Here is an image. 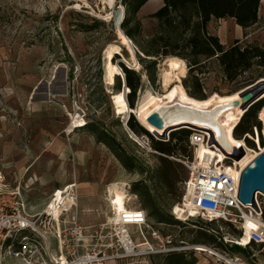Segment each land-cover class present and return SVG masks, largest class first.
Here are the masks:
<instances>
[{
    "label": "rangeland",
    "instance_id": "obj_1",
    "mask_svg": "<svg viewBox=\"0 0 264 264\" xmlns=\"http://www.w3.org/2000/svg\"><path fill=\"white\" fill-rule=\"evenodd\" d=\"M162 4V0H115L114 3L115 10L123 7L124 18L119 27L131 40L139 63V70H134L122 61L120 54L113 59L133 71L134 79H139L134 106L146 91L168 101L162 77L169 57L184 61L182 87L189 97L198 100L213 94L238 92L264 79V66L257 60L229 80L216 55L194 56L189 50L180 52L179 56L147 55L148 50L156 48L152 45L153 39L166 35L153 16ZM109 11L102 0H0L1 183L9 190L19 191L33 211L39 210L53 190L48 189L53 181L58 180L62 185L75 179L70 154L61 157L58 148L51 149L48 145L54 144L56 138L68 140L72 136L84 149L83 174L76 180L78 217L89 230L112 222L113 211L106 189L109 184L118 183L128 193V206L144 210L154 228L168 236L173 245L182 247L177 251L191 252L199 264L224 263L216 255L197 249V245L237 256L243 264H264V250L259 246L241 247L231 243V236L236 234L233 227L195 216L178 219L173 213L174 206L181 205L182 183L188 172L179 159L191 158L195 153L196 146L189 145L194 128L178 127L164 136L148 130L136 114L130 113L127 117L116 113L111 93L122 90L126 84L124 75L116 76L114 85H108L104 78L105 48L109 44L119 45L114 22L104 18ZM230 19L213 18L206 25L207 33L230 37L231 42L225 46L238 40L240 47H264V0L253 25L242 28L236 24V27ZM157 44L161 48L163 41ZM122 54L134 63L123 46ZM194 59L197 64L190 66L189 62ZM180 97L176 93L175 99L181 101ZM261 108L255 119L259 145L264 149ZM233 115L234 112H229L223 120ZM129 122L137 124L136 127L131 128ZM254 127L249 131L252 138H240L258 152ZM231 129L228 135L234 137ZM179 130L189 133L186 139L177 142L171 133ZM156 141L176 143L174 153H162L154 147ZM9 143L15 149L10 153L6 152ZM17 153H21L20 167L13 162ZM34 162L37 163L28 169ZM25 163L30 164L26 170ZM167 170L171 173L170 183L164 177ZM102 235L98 241L101 246L107 239ZM224 237L227 239L223 240ZM161 255L111 259L105 264H162Z\"/></svg>",
    "mask_w": 264,
    "mask_h": 264
},
{
    "label": "built area",
    "instance_id": "obj_2",
    "mask_svg": "<svg viewBox=\"0 0 264 264\" xmlns=\"http://www.w3.org/2000/svg\"><path fill=\"white\" fill-rule=\"evenodd\" d=\"M254 133L259 146L256 126ZM242 136L252 138L249 132ZM204 140L205 135L196 129L189 135L191 146ZM179 160L188 170L181 189V206L193 214L187 216L229 225L236 230L231 236L232 244L241 247L254 244L264 250V195L256 192L253 204H245L238 198L243 168L230 158L224 164L210 160L202 163L196 161L194 154ZM113 217L112 222L94 230L84 226L78 217L76 181L54 191L37 211H33L19 191L7 189L0 181V264H105L111 259L161 255L182 249L153 227L144 210L128 206L127 201L126 208L119 214L113 213ZM102 233L107 239L101 246L98 241L102 240ZM244 235L248 237L247 245L240 243ZM213 253L224 264H242L237 256L214 250Z\"/></svg>",
    "mask_w": 264,
    "mask_h": 264
},
{
    "label": "bare ground",
    "instance_id": "obj_3",
    "mask_svg": "<svg viewBox=\"0 0 264 264\" xmlns=\"http://www.w3.org/2000/svg\"><path fill=\"white\" fill-rule=\"evenodd\" d=\"M76 1L81 2L84 0ZM102 1L103 4L108 5L110 9V11L104 15V18L114 22L119 40V45L109 44L104 51L105 82L108 85H114L115 77L124 75L121 66L113 61L115 55L118 56V54H120L122 56V61H124V63L131 69L139 70V63L134 55L131 40L119 27V24L124 18L123 7L120 6L115 10L113 9L115 0ZM122 46L128 50L134 63H131V61L129 62L123 56ZM166 64L167 69L163 73L162 80L163 85L167 88L165 91L167 92L166 98L168 101H163L162 97L159 95L155 96L152 92L146 91L140 95L136 106L131 108L126 99L128 91V87H126L124 90H118L111 93V102L116 113L119 115L124 114V116L128 117L132 111L134 114L138 115L139 120L148 130L164 136L167 135L169 130L178 127H192L200 131L205 135V140L196 146L194 156L196 161L200 160L202 163H206L210 160L212 163L217 161V163L221 162L224 164L225 159L230 158L236 164H239L244 168L260 151L264 150L262 146L259 145V151L257 152L248 147L243 139H236L233 136L230 137L228 135V132H232L231 128L236 125L241 114L251 105V103L257 102L258 99L264 97L263 89L262 93L255 96L256 98H253L248 103H243L241 101L240 93L246 88L255 91L257 87L262 85L264 79H261L238 92L235 91L234 93L227 95L213 94L206 99L198 100L189 97L182 87L181 78L185 74L184 61L174 56L167 58ZM172 85L175 86L170 89ZM176 93L181 96V101L175 99ZM235 100L239 101L238 105L232 104ZM152 103H155L153 107H151ZM159 107H163L164 109L165 125L161 129H156L150 125L146 119L152 111ZM229 112H234V115L231 118L223 120V117ZM259 114L264 132V106L261 108ZM235 145L240 147L241 151H239L238 147ZM121 185L118 183H112L108 186V201L115 215L119 214L126 208V201L129 199L127 195L128 193H126ZM187 211L188 210H185L181 205H175L173 208V213L178 219H186L189 215H193L188 214ZM186 215L188 216L186 217ZM110 219L112 220L114 217ZM240 243L241 245H247L249 243L247 235H244L241 238ZM196 248L213 253V250L206 245H197Z\"/></svg>",
    "mask_w": 264,
    "mask_h": 264
},
{
    "label": "trees",
    "instance_id": "obj_4",
    "mask_svg": "<svg viewBox=\"0 0 264 264\" xmlns=\"http://www.w3.org/2000/svg\"><path fill=\"white\" fill-rule=\"evenodd\" d=\"M163 4L153 14L158 20L160 27L166 31V35H159L153 39L155 49L148 50L147 55L155 56L181 55L180 52L189 50V54L206 57L216 55L224 76L232 80L251 66L252 61L257 60L264 66V47L246 45L240 47L235 40L232 45H223L218 37L210 35L206 31V25L212 18H231L235 24L242 28L253 25L258 20V12L262 0H162ZM163 41L162 47L158 44ZM178 50V52L176 51ZM197 64L194 59L189 62L190 66ZM123 72L125 84L129 89L126 99L128 105L133 108L134 95L139 84L138 77L134 79L133 71L119 63ZM193 95V94H191ZM196 96V95H195ZM264 106V97L251 104L243 113L239 122L233 127V135L240 138L249 132L252 126H257L256 112ZM132 116V115H131ZM129 117V119L131 118ZM128 119V120H129ZM131 128L136 125L129 122ZM148 134V132L142 128ZM187 130H179L171 133V138L177 142L186 139ZM175 144L170 142L156 141L154 147L162 153L173 154ZM165 179L170 183L171 173L167 170ZM254 245V244H252ZM236 248H240L235 246ZM243 252V250H242ZM162 264H199L191 252L173 251L161 255Z\"/></svg>",
    "mask_w": 264,
    "mask_h": 264
},
{
    "label": "water",
    "instance_id": "obj_5",
    "mask_svg": "<svg viewBox=\"0 0 264 264\" xmlns=\"http://www.w3.org/2000/svg\"><path fill=\"white\" fill-rule=\"evenodd\" d=\"M126 87L127 86L124 85L122 90L126 89ZM263 89L264 85L257 87V91H252L251 89L246 88L240 93L241 101L243 103L249 102L253 98H256V95L262 93ZM232 104L238 105L239 101L235 100ZM163 110V107L155 109L148 115L146 121L156 129L163 128L165 125V115ZM131 113L134 114L132 111ZM256 192L264 195V150L259 152L254 159L242 169L239 177L238 198L243 203L253 204Z\"/></svg>",
    "mask_w": 264,
    "mask_h": 264
},
{
    "label": "crops",
    "instance_id": "obj_6",
    "mask_svg": "<svg viewBox=\"0 0 264 264\" xmlns=\"http://www.w3.org/2000/svg\"><path fill=\"white\" fill-rule=\"evenodd\" d=\"M213 19V18H212ZM212 19H210L209 21H208V24L211 22V20ZM220 19H222V18H220ZM230 20H232V19H230ZM233 23H234V21H232ZM235 24V23H234ZM235 26L237 27V25L235 24ZM208 30H209V25H208ZM214 36H217L218 38H219V41L222 43V44H226V45H228L230 42H231V40H229L230 39V37H228V36H224V35H217V34H214ZM227 37H228V39H227ZM85 125V124H84ZM69 134V133H68ZM74 136V135H73ZM68 137V136H67ZM55 138V137H54ZM68 140H65L63 137H59V138H56V139H54V144H52V143H48V145L49 146H51V149L53 148V147H55V150L58 148L59 149V151H60V156L62 157H64V156H68L69 154H70V156L72 157V160H73V163H74V165H73V167H74V177H75V179L74 180H71V181H69V182H62V185L64 186V185H67V184H69V183H71L72 181H76L77 180V177H78V180H79V176H82V174H83V171H82V169L84 168L83 167V155H84V149L78 144V143H76V140L74 139V137H72L71 136V138L70 137H68L67 138ZM46 145V144H45ZM8 147V150H6V152H13V151H15V149H13V147L11 146V144L9 143L8 145H7ZM39 146V145H38ZM43 151H46V149H42ZM18 152V151H17ZM62 153V154H61ZM9 157H8V160L9 159H11V156L10 155H8ZM15 158H13L12 160H13V162L15 163V166L16 167H20V166H22V164H20L21 162H22V159H21V153H17L15 156H14ZM38 160V159H37ZM38 162V161H37ZM37 162H34V163H32V165H30V164H27V163H25L24 164V169L26 170V168L25 167H27V166H29L28 167V169H30L32 166H33V164H36ZM25 170H23L22 171V174L25 172ZM0 175H2V172L0 171ZM77 182V181H76ZM61 183V182H60ZM60 183H59V181L58 180H55V181H53L50 185H49V188L48 189H53L52 190V192H51V194L54 192V191H56L57 189H59V188H61V186L62 185H60ZM63 183H65V184H63ZM111 184H109V186H110ZM62 186V187H63ZM107 192H108V187H107ZM50 194V195H51Z\"/></svg>",
    "mask_w": 264,
    "mask_h": 264
}]
</instances>
